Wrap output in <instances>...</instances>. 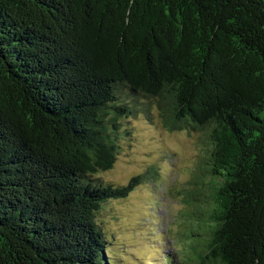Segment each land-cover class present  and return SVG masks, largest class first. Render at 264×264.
I'll return each instance as SVG.
<instances>
[{"label": "trees", "instance_id": "obj_1", "mask_svg": "<svg viewBox=\"0 0 264 264\" xmlns=\"http://www.w3.org/2000/svg\"><path fill=\"white\" fill-rule=\"evenodd\" d=\"M155 110L205 146L163 264H264V0H0V264H113L100 175Z\"/></svg>", "mask_w": 264, "mask_h": 264}, {"label": "rangeland", "instance_id": "obj_2", "mask_svg": "<svg viewBox=\"0 0 264 264\" xmlns=\"http://www.w3.org/2000/svg\"><path fill=\"white\" fill-rule=\"evenodd\" d=\"M154 112L152 120L140 115L123 123L115 164L100 175L115 186H135L126 198L108 201L97 219L113 264L179 258L192 228L188 195L205 146L199 133L170 131Z\"/></svg>", "mask_w": 264, "mask_h": 264}]
</instances>
